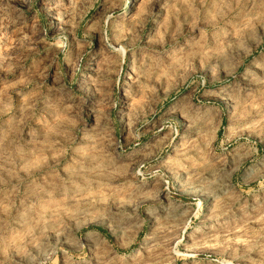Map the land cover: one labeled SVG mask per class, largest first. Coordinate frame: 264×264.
<instances>
[{"label": "rangeland", "instance_id": "1", "mask_svg": "<svg viewBox=\"0 0 264 264\" xmlns=\"http://www.w3.org/2000/svg\"><path fill=\"white\" fill-rule=\"evenodd\" d=\"M0 264H264V0H0Z\"/></svg>", "mask_w": 264, "mask_h": 264}]
</instances>
